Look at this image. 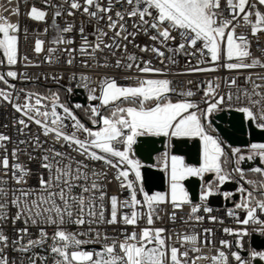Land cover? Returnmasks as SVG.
Instances as JSON below:
<instances>
[{
	"label": "snow or ice",
	"instance_id": "6c2138e0",
	"mask_svg": "<svg viewBox=\"0 0 264 264\" xmlns=\"http://www.w3.org/2000/svg\"><path fill=\"white\" fill-rule=\"evenodd\" d=\"M11 2V0H9ZM116 3H124L123 12L116 11L113 18L112 10L114 0H71L69 7L72 10L80 11L89 18L96 19L97 22L107 18V28L114 34L110 37L111 43L105 42L103 37L107 35L103 28H97L94 33L96 42L90 43L83 25L79 28L82 43L79 49L66 47L59 49L52 47L48 49V62H52V54L57 51L66 53L69 57L67 63L72 65L75 60V53L78 51L81 55L94 58V54L104 49H119L120 40L127 41L129 37H135L137 32H129L125 17L135 18L133 27L142 30L145 35L150 30H155V34L150 36L154 42H159L161 47L155 45L149 48L144 46L140 48L142 52L151 51L158 57L164 58L167 43L170 40H176L177 33L181 42L176 48H167V51L177 53L186 49H193V52L185 51L186 55H196L199 53L202 58L199 63H204L206 57L211 62H217L223 56L227 63L225 66L229 69H255L264 68V62L259 58L252 57L250 51V41L243 33H238L237 28L243 26L250 27L251 34L256 36L264 32V12L260 11L259 6H264V0H226L225 7H221L222 0H115ZM47 6L51 5L50 0H44ZM68 3V0H65ZM94 9V10H93ZM13 14H19V8L11 10ZM103 13V15H101ZM28 15L36 21H44L47 13L44 10L32 6ZM62 15L60 10L55 12V16ZM68 15H74L69 11ZM73 30V25L68 24L63 29H58L62 33H69ZM46 31V30H45ZM20 26L18 23L10 22L6 17L0 15V64L5 59L7 65L14 66L18 62V41ZM121 33H125L123 36ZM44 41L37 39L35 41L34 51L40 53ZM53 45H72L74 40L66 39L63 35H58L52 41ZM199 45V46H198ZM136 47H140L136 45ZM125 51L127 45H124ZM115 51H113V55ZM27 61V57H24ZM128 63L123 64L120 60L115 62L116 68L133 69L143 76H127L126 79H135L134 85H120L115 78H105L100 83V94H91L90 100H99L100 105L90 107V117L92 125L99 126L95 130L87 127L70 109L63 103H58L59 95L53 93L51 103H45L49 97L41 96L38 93H26L24 103L13 102V94L4 89H0V98L11 103L16 112L21 114L18 123L23 128L29 127L28 122L35 123L43 130L45 136H53L55 142L63 141L65 145L83 156L85 160L103 161L110 168L116 169L115 179L120 182V187L127 188L129 198L120 201L117 196L110 198L111 215L110 219H105L104 205L106 193L103 192L101 185L97 182L105 177L107 173H98L92 171L91 179L89 177L88 165L83 160H75L74 157L63 151H57L55 148L46 150L47 154L41 158V167L48 172L45 179L43 175L39 178V190L27 188L9 189L8 181L0 177V221H6L9 206L16 208L15 215L11 217L12 223L23 220L27 225L48 224L54 225V231L51 239L50 252L55 257V264H196L197 260L204 259L208 264H230L229 254L223 248H231L229 241L221 240V249H217L216 254L212 256H190L189 252H201V243L207 244V236L211 230H204V241L200 240V234L182 235L175 233L176 243L172 242L171 235H165L166 229L144 227L140 230L139 237L135 231L124 233L123 240H112L109 242L107 235L101 236L99 231H95L91 225L94 223L117 224L122 222L125 225L136 226L138 221L146 216L147 225L154 224L153 215L162 203L170 202L174 208H180L185 204H191L188 193L184 188L183 181L188 177L204 178L205 174L211 173L215 179L207 183L201 194L200 201L205 202L209 197L219 192V188L226 181L231 179V174L225 171L224 165L228 162V153L225 151L223 141L213 134H210L208 128L211 127L209 117L216 111L222 110L221 106L225 104L224 96H213L209 99L213 86L209 82V91L204 93L205 108L201 109L198 103L188 99L195 95L192 90L182 91L179 94L185 99L173 102L171 94L177 90L172 86L169 79L152 78L153 75L163 73V70L153 66L151 60H141L137 63V57L127 56ZM250 61V62H248ZM170 63H175L169 57ZM84 66L88 67L87 61ZM163 63V59L161 60ZM141 64L143 66H141ZM107 67V65H98ZM209 69L201 67H192L190 72L208 71ZM16 71L9 70L6 73H0V82L9 85L7 78L17 79ZM259 76V73H256ZM264 79V77H260ZM53 79L59 80L58 77ZM82 80L87 77L81 76ZM245 82H251V75L245 78ZM231 85H237L233 78ZM218 87V85H217ZM259 84H253L251 90L237 86L236 100L241 99V93L250 106H242L236 110L246 114L249 120L260 121L258 127L264 129V94L257 89ZM23 91V90H21ZM69 91H71L69 89ZM95 93V89H90ZM19 97H16L18 100ZM233 94L229 93L227 102L230 104ZM127 104L128 106H121ZM111 105L110 115H102L100 107ZM80 108L81 105H75ZM62 109V113L57 109ZM71 121V125L65 123ZM208 122V123H206ZM23 130V129H21ZM139 136H164L168 138H199L201 142V160L198 167L185 163L184 157L179 155H169L167 152L162 157L163 170L169 175V194L156 192L149 195L139 186V193L143 200L137 198L138 182L141 180V162L132 158V146L136 143ZM10 137L0 134V147H4L3 142L8 141ZM24 143V141H21ZM39 146V138H36ZM116 144L123 145L122 149L115 147ZM251 149L255 155H258L264 161V144H252ZM232 154L238 156L236 164L245 159H253V156L244 157L239 155L240 149L233 148ZM6 152V149H5ZM17 150L12 151V157L15 159ZM67 160L68 163H64ZM75 165V167H73ZM0 168L4 170V176L11 171V178L17 185L27 183L26 177L29 171L20 164L9 163V157L5 154L0 158ZM242 180L245 174L242 169H234ZM253 173L264 176V168H253ZM134 175V180L130 179ZM83 181V183H81ZM249 187L244 184L238 188L241 195L240 202L235 205L236 209L245 212V218L237 222L243 226L249 224L260 225V232L264 234V181L245 180ZM79 188L80 194L73 195L74 189ZM96 193H99L97 196ZM90 194V195H85ZM235 193L225 192L223 195L230 198ZM100 203L97 205L96 201ZM99 207V212H97ZM147 208L146 213L137 211V208ZM121 208H129L130 212L121 213ZM200 205L191 207V212L185 223L192 221L199 223L204 218L196 215ZM204 212H211L212 209L204 207ZM229 216L236 217V212L230 210ZM169 219L175 222L176 215L173 212ZM215 220V217L211 218ZM73 223L77 226L87 224V232H68L63 228L66 223ZM18 237L9 241V237L0 229V264H15V261H9L5 254L10 246L13 251L28 253L32 248L41 246L49 238L48 233L41 228L39 238L29 239L23 243L24 236L28 235V228L24 227L17 230ZM95 232L93 236L92 233ZM224 232L238 237L236 246L242 248V239L248 235L247 229L234 231L225 228ZM80 236H88V239H80ZM103 241L99 251L84 250L83 246L89 243H99ZM191 244L193 247L184 248L185 244ZM181 248H184L181 251ZM230 256L236 264H252V261L259 259L264 261V251H251L250 258L245 260L239 251L230 252ZM29 259V264H37V260H45V257H38L35 254Z\"/></svg>",
	"mask_w": 264,
	"mask_h": 264
},
{
	"label": "built area",
	"instance_id": "2783aa9c",
	"mask_svg": "<svg viewBox=\"0 0 264 264\" xmlns=\"http://www.w3.org/2000/svg\"><path fill=\"white\" fill-rule=\"evenodd\" d=\"M71 0H68V3H65V0H50L51 5L55 7L47 6L44 3V0H0V15L6 17L12 23H18L20 26L19 32V41H18V62L14 66L7 65L6 59L3 64H0V73H6L9 70L16 71L18 74L17 79L7 78L9 85H14V88H11L3 82H0V89H4L7 92H11L13 94V102H19L21 104L24 103L26 93L31 92L27 88L28 83L42 84V85H52V86H60L64 88L69 95V98L75 94L77 90H83L85 96L88 101H96V105L100 104L99 100H90L89 96L91 94L99 95L100 94V83L105 78H115L120 85L129 86L135 84V79H126L127 76H143V74L138 73L135 68L129 70L123 67L116 68L115 62L120 60L122 65L128 63L127 56L134 55L137 57V63L141 60H151L153 66L156 68H160L163 70L162 74L153 75L152 78L158 79H169L172 81V86L177 90L175 93L171 94V99L173 100H183L185 97L181 96L179 93L182 91L192 90L195 95L191 98L195 103L200 105V108L203 109L206 107L204 103V93L209 91V82H211L213 86V91L210 92L209 99L215 96H224L225 104L221 106L222 110L216 111L215 113L221 112L223 110H236L242 106H250L247 100L243 97L241 93V99L239 101L236 100L237 95V86L240 88H246L251 90L253 84H259L261 87L257 89L258 92L264 94V79L260 77H264V68L257 67L255 69H232L229 70L225 64L227 63L226 59L222 56L221 59L217 62H211L209 57L204 58V63H199L202 59L197 53L196 55H186L185 51L193 52V49H186L185 51H180L177 53L167 51V48H176L178 44L181 42V39L177 35L175 31H173V35L177 36L176 40H170L167 43V48H162L161 50L165 51V57L161 58L153 54L151 51L142 52L140 48L144 46L155 45L156 47H161L159 42H154L150 39L151 35L155 34V30H150L147 35L144 34L142 30H138L133 27V23L135 18L125 17L127 21V29L129 32H137V35L133 37H129L127 41L120 40L121 47L119 49H104L103 51L96 52L94 54V58H89L86 55H81L78 51L75 53V60L72 65H69L66 61L69 58L66 53L62 51H57L52 54V62L49 63L47 57L49 56L48 49L52 47H58L59 49H64L66 47H72L79 49L82 40L79 33V28L83 25L85 30V35H87L90 43L96 42V37L94 33L97 28H103L107 33L103 37L105 42L111 43L110 37L113 36V32L109 31L107 28V18L100 20L97 22L96 19L89 18L86 14H83L82 9L80 11L72 10L69 7ZM82 2V0H81ZM107 0H102V3H106ZM254 2V0H253ZM226 4V0H222L221 7L224 8ZM35 6L38 9L44 10L47 13L46 19L44 21H36L29 17L28 12L31 7ZM260 11L264 12V6H259ZM19 8V14H13L11 10ZM125 9L124 3H116L114 0V7L112 10L113 18L115 19L114 13L116 11L123 12ZM60 10L62 15L59 17L55 16V12ZM94 10V9H93ZM69 11H73L74 15H68ZM103 15V13H101ZM241 27L237 28L238 33L245 34L250 41V51L252 57L259 58L261 62H264V32L258 33L256 36L251 34L250 27L243 26V21L240 22ZM68 24L73 25V30L69 33H62L58 31V29H63ZM46 30V31H45ZM125 33H121L123 36ZM58 35H63L66 39L74 40V44L72 45H53L52 41L57 38ZM40 39L44 41L42 45L43 50L40 53H36L34 51L35 41ZM124 45H127V50L125 51ZM139 45L140 47H136ZM199 46V45H198ZM113 51L115 54L113 55ZM24 57H27V61L24 60ZM169 57L175 61V63L169 62ZM0 59H3L2 55H0ZM163 59V63L161 60ZM84 61H87L88 67L84 66ZM250 62V61H248ZM107 65V67H100L98 65ZM141 66H143L141 64ZM201 67L209 69L208 71H198V72H190L189 69L192 67ZM259 73V76L256 75ZM251 75V82L246 83L245 78ZM81 76L87 77V79L82 80ZM53 77H58L59 80L53 79ZM235 78L237 81V85H231L230 81ZM218 85V87H217ZM69 89L71 91H69ZM90 89H95V93L90 92ZM23 90V91H21ZM229 93L233 94V99L229 104L227 102V96ZM19 97L16 100V97ZM45 103L50 104L51 100L48 99ZM58 103H63L62 101H58ZM72 104H80V103H72ZM70 109L74 108L71 105H67ZM92 105V104H91ZM58 112L62 113V109H57ZM237 111V110H236ZM76 115V114H75ZM77 116V115H76ZM245 119L248 120L246 114H244ZM21 114L16 112L11 103L4 101L0 98V134L6 135L10 137L8 141L3 142L4 147H0V158H2L5 154L9 157V163L12 164H20L25 169L29 171V175L26 177L27 183L23 185H17L11 178V171H9L7 176H4V170L0 168V177H3L8 181L7 187L9 189L15 188H27V189H36L39 190V178L41 175L45 177L48 176L47 170L43 169L41 165V158L43 155L47 154L46 150L49 148H55L57 151H63L68 153V155L74 157L75 160H83L85 164L88 165L86 171H88L89 177L91 179L92 171H96L98 173H107V175L97 182L101 185V188L105 195V199L103 201L104 205V216L105 219H110L111 215V196L115 195L118 197L120 201H124L129 198V191L127 188H121L120 182L115 179L116 169L110 168L103 161H92L85 160L83 156L77 155L76 152L72 151V149L68 148L66 145L62 147L64 144L63 141L55 142L53 136H45L43 134V130L37 126L35 123L28 122L29 127L23 128L22 125L18 123V120L21 119ZM253 124L258 127L260 121H253ZM69 126L71 125V121H65ZM208 123V122H206ZM23 129V130H21ZM209 133L215 134V130L212 128L208 129ZM36 138H39V146H37ZM24 141V143H21ZM115 147L122 149L123 145L116 144ZM6 149V152H5ZM17 150L16 158L12 157V151ZM170 146L167 145V149L164 151L170 155ZM132 158L139 160L133 150L131 154ZM140 161V160H139ZM141 162V161H140ZM228 162H230L228 160ZM64 163H68L67 160ZM141 164H143L141 162ZM75 167V165H73ZM236 167L242 169L245 174V179L242 180L240 175L234 171ZM227 172L231 174V179L233 181L238 182V188L241 184L247 188L249 185L245 183V180H254L257 182L264 181V176L262 179H255L252 177L248 170L241 168L240 165L236 164V161L233 160L232 167L227 169ZM130 179L134 180V175H130ZM83 183V181H81ZM139 186H142L144 191L147 192L144 183L143 176L141 172V180L138 182L137 188V198L143 200L142 194L139 193ZM238 190V189H237ZM236 190V192H238ZM148 193L149 195L154 194ZM161 192V191H159ZM164 194H169V189L163 191ZM235 193V192H232ZM239 193V192H238ZM80 189L76 188L73 191V195H79ZM90 195V194H85ZM98 196L99 193H96ZM233 196V195H232ZM229 198L231 205H226L225 200L227 199L223 195L224 204L223 205H215L210 204L208 201L201 202L199 201H191V204H185L180 208H174L173 205L168 203H162L156 209L153 220L154 224L149 226L146 222V216L138 221L136 226L125 225L122 222L117 224H107V223H94L91 227L95 231H99L101 236L107 235L109 238V242L112 240H123L124 233H131L135 231L137 233V237H139L140 230L144 227H153V228H164L166 229L165 235L172 236V242L176 243L177 237L175 233H180L182 235H193L200 234V240L204 241V230H211L207 236L208 243L205 245L201 243L199 247H201V252L192 253L189 252L190 256H212L216 254L217 249H221L222 246L220 244L221 240L229 241L232 247L223 248V250L229 254L230 264H236L235 260L231 258L230 252L239 251L240 255L245 259L250 258L251 251H263L256 250L251 244V238L254 234L259 235L260 237H264V234L260 232V225L258 224H249L247 226H243L237 222V217L239 220H243L245 218V212L240 209H236L235 205L240 202L241 195L236 200ZM97 205H99L100 201H96ZM195 205H200V209L196 215L202 216L204 219L199 223L189 221L185 223L190 212L191 207ZM209 207L212 209L211 212H204V207ZM97 212H99V207H97ZM233 210L236 212V217L229 216L228 212ZM137 211L141 213H146L147 208H137ZM16 208L9 206L8 216L10 217L6 221H0V229L3 230L5 235L9 237V241L16 239L18 237V229L27 227L28 235L24 236L23 243H27L29 239L35 240L39 238L40 229L43 228L48 233V239L41 246H37L32 248L28 253H22L18 251H13L11 246L6 249L5 254L9 257V261H15V264H29V257L34 254L38 257H45V260H37V264H55V257L50 252V246L53 241L51 236L53 235L56 227L54 225L48 224H37L32 225L29 222L27 225L24 224L23 220L17 221L15 224L12 223L11 217L15 215ZM121 213L130 212L129 208H121ZM175 212L176 220L172 222L169 217ZM215 217V220L211 218ZM262 218H264V214H262ZM88 225L85 224L83 226H77L73 223L66 222L63 225V228L68 232H87ZM225 228L236 230H241L246 228L248 235L244 236L242 239V248H238L236 246V240L238 239L235 235H229L224 232ZM95 235V232L92 233ZM80 239H88V236H80ZM103 241L99 243H89L83 246L84 250H96L99 251L102 247ZM176 246L180 248V244L176 243ZM193 245L185 244L184 248H191ZM181 248V251L184 250ZM256 260V259H255ZM255 260L252 261V264H255ZM196 264H208V261L204 259H200L196 261Z\"/></svg>",
	"mask_w": 264,
	"mask_h": 264
},
{
	"label": "water",
	"instance_id": "95a60500",
	"mask_svg": "<svg viewBox=\"0 0 264 264\" xmlns=\"http://www.w3.org/2000/svg\"><path fill=\"white\" fill-rule=\"evenodd\" d=\"M71 103H80L87 105L88 103L95 105L96 101H88L83 90H77L74 95L70 97ZM211 126L215 130L216 136H218L224 144L231 147H247L251 143H264V129L257 128L252 120H246L244 113L236 110H223L221 112L212 114L209 117ZM91 127H98L90 124ZM170 146V152L173 155H179L184 157L187 164L199 165L201 160V142L199 138H176L169 139L164 136H139L136 138V143L133 145L135 156L143 163L142 176L143 183L148 193L154 191H165L168 186V179L166 172L156 167V156L167 149V145ZM245 159L240 162L241 168L248 170L255 166H261L258 163L257 158H254V162L246 164ZM208 177L205 178V181ZM203 179L200 177H188L183 181L184 187L188 193V197L192 201H199L200 194L203 187ZM238 182L233 180L226 181L220 186L219 192L208 198V203L215 205H223V193L235 192L232 196L236 200L239 193ZM233 202L227 198L225 200L226 205H231ZM251 244L256 250L264 251V237L254 234L251 238ZM255 264H264V261H260L258 258L255 260Z\"/></svg>",
	"mask_w": 264,
	"mask_h": 264
},
{
	"label": "rangeland",
	"instance_id": "374dc122",
	"mask_svg": "<svg viewBox=\"0 0 264 264\" xmlns=\"http://www.w3.org/2000/svg\"><path fill=\"white\" fill-rule=\"evenodd\" d=\"M27 88L31 91V93H38V94H40L41 96H45V97H49V99L51 100V97L52 96H49L48 94H47V92L46 91H43V90H41V89H36V88H29L28 86H27ZM173 102H177V100H173ZM80 105H82V104H80ZM100 104H98V105H96V106H99ZM95 105H91V104H89V106H88V108H86V109H88L89 111H90V107H96ZM121 106H124V107H126V106H128L127 104H122ZM111 111H112V106L111 105H109V106H107V107H100V112L102 113V115H110L111 114ZM92 124V123H91ZM99 127V126H98ZM98 127H91V126H89V128H93V130H95L96 128H98ZM210 128H212L213 130H214V128L211 126ZM209 129V128H208ZM210 134H212V133H210ZM213 135H215L216 136V134H213ZM173 138V137H172ZM170 139V138H169ZM252 144H264V143H251L249 146H247V147H231V146H229V145H227V144H224L223 143V146H224V148H225V151L228 153V160L230 161V162H227V164H225L224 165V168H225V171L227 172V169L229 168V167H232V165H233V160H234V162L238 159V156H234L233 154H232V149L233 148H239L240 149V153H239V155H245V156H253L254 158H257V161H258V163L259 164H261L262 165V167L261 166H255V167H253V168H257V167H260V168H264V161H262L261 159H260V157L258 156V155H255L254 153H253V150L251 149V145ZM170 152V151H169ZM170 154H171V152H170ZM163 155H164V152H162V153H160V154H158L157 155V157H156V167H158V168H161V167H163V162H162V157H163ZM244 156V157H245ZM253 158V159H254ZM186 163V162H185ZM228 163H229V165H228ZM190 165V164H189ZM191 166H199V165H191ZM253 168H250V169H248V173L252 176V177H254L255 179H262L263 178V176H261V175H259V174H256V173H253L252 171H251V169H253ZM162 169V168H161ZM254 174V175H253ZM206 177H208V180H206V182H204L205 181V178ZM214 179H215V177H214V175L213 174H211V173H208V174H205V176H204V178H203V187H202V189L204 188V186L207 184V183H209V182H212V181H214ZM186 190V189H185ZM159 192V191H158ZM156 193V192H155ZM154 193V194H155ZM160 193H163L164 194V192H160Z\"/></svg>",
	"mask_w": 264,
	"mask_h": 264
},
{
	"label": "trees",
	"instance_id": "16d2710c",
	"mask_svg": "<svg viewBox=\"0 0 264 264\" xmlns=\"http://www.w3.org/2000/svg\"><path fill=\"white\" fill-rule=\"evenodd\" d=\"M27 86L29 88H36V89H41L43 91H46L49 96H52L53 93H57L59 95V100L64 102L67 105L73 106L75 114L80 119V121L84 123L87 127L90 126L91 124V120L89 119L90 111L86 109V107L83 105H81L80 108H76L75 104L71 103L69 95L67 94L64 88L60 86L42 85V84H35V83H28Z\"/></svg>",
	"mask_w": 264,
	"mask_h": 264
},
{
	"label": "flooded vegetation",
	"instance_id": "af4514ba",
	"mask_svg": "<svg viewBox=\"0 0 264 264\" xmlns=\"http://www.w3.org/2000/svg\"><path fill=\"white\" fill-rule=\"evenodd\" d=\"M89 104H90V103H88L87 105H83V106H85L86 108H88ZM243 156H245V155H243ZM156 157H157V156H156ZM245 157H247V156H245ZM254 161H255L254 159H248V160H246L245 163H246V164H248L249 162H252V163H253ZM239 165H240V163H239Z\"/></svg>",
	"mask_w": 264,
	"mask_h": 264
},
{
	"label": "crops",
	"instance_id": "0c3cea01",
	"mask_svg": "<svg viewBox=\"0 0 264 264\" xmlns=\"http://www.w3.org/2000/svg\"><path fill=\"white\" fill-rule=\"evenodd\" d=\"M170 155H173V154H170ZM194 167H198V166H194ZM162 169H163V167H161ZM166 172V171H165ZM166 174H167V179H168V189H169V175H168V173L166 172ZM185 188V187H184Z\"/></svg>",
	"mask_w": 264,
	"mask_h": 264
},
{
	"label": "bare ground",
	"instance_id": "6f19581e",
	"mask_svg": "<svg viewBox=\"0 0 264 264\" xmlns=\"http://www.w3.org/2000/svg\"><path fill=\"white\" fill-rule=\"evenodd\" d=\"M142 166H143V164H141ZM142 166H141V168H140V172H142Z\"/></svg>",
	"mask_w": 264,
	"mask_h": 264
}]
</instances>
